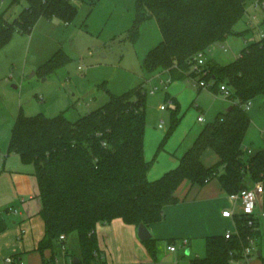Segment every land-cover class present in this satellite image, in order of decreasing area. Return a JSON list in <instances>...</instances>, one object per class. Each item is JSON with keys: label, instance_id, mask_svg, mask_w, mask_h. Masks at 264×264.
<instances>
[{"label": "trees", "instance_id": "16d2710c", "mask_svg": "<svg viewBox=\"0 0 264 264\" xmlns=\"http://www.w3.org/2000/svg\"><path fill=\"white\" fill-rule=\"evenodd\" d=\"M19 1L12 0L10 7ZM246 5L247 0H138L128 39L135 42L141 24L149 18L157 21L162 34V41L144 59L146 70L168 72L172 81L186 76L213 81L216 93L225 84L232 93L229 99L236 102L231 110L206 124L178 166L157 180L148 178L153 162L146 160L144 152V84L122 95L110 93L106 104L76 122L64 112L53 118L42 114L18 116L9 152L35 166L39 215L45 224L37 251L43 257L46 251L53 252L61 236L77 233L81 250L78 264H95L94 253L100 250L98 224L122 219L135 227L141 223L149 227L161 222L164 209L179 202L176 192L185 180L204 186L218 179L229 195L264 181V152L246 158L244 148L251 126L246 104L264 95V39L246 44L240 56L228 64L211 60L201 73L192 70L199 52H207L235 33V25L246 14ZM76 13L71 0H27L13 22L7 18V11L0 12V49L10 42L15 29L29 34L41 17H59L68 23ZM67 61L68 56L59 50L42 67L43 73L54 72ZM178 111L176 106L163 143L179 123ZM208 149L219 158L211 167L202 161ZM236 225L237 233L230 239L207 237L206 255L194 258L191 264H233V260H240L250 239L256 241L260 231L257 219V230L242 216L236 217ZM6 230L0 211V235ZM143 243L157 264L159 240L152 237ZM54 257L45 258L43 264Z\"/></svg>", "mask_w": 264, "mask_h": 264}, {"label": "rangeland", "instance_id": "374dc122", "mask_svg": "<svg viewBox=\"0 0 264 264\" xmlns=\"http://www.w3.org/2000/svg\"><path fill=\"white\" fill-rule=\"evenodd\" d=\"M256 1L247 0L246 10H250ZM11 2L0 0V12L7 11V18L13 22L27 6V0H20L10 7ZM71 3L77 13L68 23L59 17H41L29 34L15 29L10 42L0 49V172L3 167L6 170L0 183V209L6 212L12 208L33 217V231L26 238L28 247L33 244V236L35 242L43 229L36 215L41 200L39 197L31 200L29 194L22 191L19 197L21 183L16 182V187L13 180L20 174L23 186L30 189L33 187L31 180L35 179L38 190L34 164L24 163L18 154L9 152L18 116L42 114L53 118L64 112L71 122H76L106 104L110 93L122 95L144 84L147 91L144 152L145 158L153 162L152 167L157 168L176 162L200 130L214 121L228 103L220 92L192 85L188 76L172 81L166 72L149 73L146 70L144 59L162 41V34L157 21L149 18L141 24L137 40L128 39L138 0H71ZM257 13L255 31L259 38V33H264V14L260 10ZM249 17L245 14L235 25L234 34L211 46L206 52L208 60L226 64L238 58L246 41L253 37L246 31ZM59 50L69 61L58 70L44 74L42 67ZM79 66L83 69L79 70ZM154 88L157 90L151 94ZM176 106H179V123L163 143L172 126ZM200 116L205 118L204 122L198 121ZM255 135L256 130L251 128L248 138ZM249 185H252L250 181ZM7 223L6 232L0 236V259L6 257L7 252L16 250L20 243L10 218ZM55 248L60 250V244ZM66 248L71 257L81 256L77 233L69 236ZM202 249L206 255V246ZM46 253L50 254L51 250ZM59 257L62 261L68 258L62 250ZM252 257L258 259L257 253Z\"/></svg>", "mask_w": 264, "mask_h": 264}, {"label": "crops", "instance_id": "0c3cea01", "mask_svg": "<svg viewBox=\"0 0 264 264\" xmlns=\"http://www.w3.org/2000/svg\"><path fill=\"white\" fill-rule=\"evenodd\" d=\"M254 4L251 6L252 11H250L251 9L247 10L246 14L250 16L249 19H247L248 22L253 16H256V19L258 18L257 12L259 9H255ZM256 27L257 26L255 25L254 29H250L248 26L246 31L253 34L252 39L259 40L260 37L256 38ZM261 34L262 32L259 33V35ZM252 39L247 40L246 44L251 43ZM223 49L227 52L224 47ZM234 60L235 59L232 61ZM232 61H229L226 64ZM227 102L225 110H221L219 113H225L231 110L232 106L236 103L229 98H227ZM248 114L251 118V126L249 130L254 128L256 130V135L253 138H248L249 130L247 131L244 139L246 158H249L260 151L264 152V95L251 101ZM196 138L193 140L192 145ZM192 145L182 152V155L177 158L176 162L162 165V167H152L148 174L149 180H157L166 172L176 168L181 157L192 147ZM202 161L206 167H211L219 161V158L213 150L208 149L203 154ZM3 172H6L5 167H3L0 172V176L5 174ZM3 176L0 177V183L3 180ZM21 178L23 177L20 174H16L15 178H13L16 187V182L22 184V186L19 184V189L17 188L19 197L23 192L29 194L31 200L36 197L38 198L39 187L37 190L35 179L31 180L33 187L29 189L27 185L26 188L25 185L23 186ZM262 183L264 185V181H262ZM176 195L179 202L167 206L164 209V219L159 223L149 226L153 237L159 240L157 264H191V261L194 258L205 256L202 248L203 246H206L207 237L224 236L227 231H231L235 234L237 233L236 217L242 212L241 203L239 201H232L229 198V194L222 188L218 179H213L204 186L193 185L185 180L178 188ZM40 210L41 206L39 212ZM227 210L232 211V218L223 217V212ZM0 211L2 212L7 225V219L10 218L11 223L14 225L13 229L16 230V238L20 242L17 244L18 247L16 250H11L5 254L6 257L20 255L26 264H43L45 258L49 259L53 254L59 256L61 246L60 250L59 248H54L53 252L51 251L50 254L45 252L44 257L37 251L39 242L42 240L45 233V224L39 215V212L36 215L40 218L43 229L35 238V242L33 236V244L28 247L26 244V238L30 236L28 234L33 231L35 224L33 217H27L22 212L12 214L4 212L1 209ZM255 216L259 224L260 236L254 243L253 255L257 253L258 259H253L252 257V263L250 262V264H264V193L258 197ZM96 233L99 247L107 255L105 264H155L147 247L143 241L138 238L137 227L134 225L127 224L122 219H115L107 224H98ZM68 239L69 237L66 242ZM170 240H172V242H169ZM185 241L187 242L186 244ZM170 246H175L176 251L169 250ZM181 251L185 253L184 255L186 256H184ZM64 256L65 258L71 257L68 251ZM170 258L172 260H170Z\"/></svg>", "mask_w": 264, "mask_h": 264}, {"label": "built area", "instance_id": "2783aa9c", "mask_svg": "<svg viewBox=\"0 0 264 264\" xmlns=\"http://www.w3.org/2000/svg\"><path fill=\"white\" fill-rule=\"evenodd\" d=\"M254 8L259 9L264 13V0H257L254 4ZM246 13H247V11H246ZM255 19H256V16H253L251 18V20H249L248 26L250 27V29H254ZM263 39H264V33H262L260 35L259 40H263ZM256 41H258V40L252 39L251 42H256ZM193 61H194V66L192 69L193 72L201 73L202 71H204L206 69L205 66L208 63V60L206 58V52H199L194 57ZM82 69H83V67L79 66V70H82ZM190 82L192 85L198 86L201 89L213 90V86H214L213 81H210V82L200 81L198 77H190ZM166 85H167V83H166ZM156 90H157V88H154L151 91V94H154L156 92ZM219 92L222 95H224L226 98H229L232 95L231 91L229 90V88L225 84H222L220 86ZM250 106H251V102L246 104L247 109H249ZM161 109L165 110V106H162ZM198 121L204 122V117L200 116L198 118ZM263 193H264V185L262 182H258L256 184H254L252 187L242 190L238 194L229 195V198L232 201H239L241 203L242 212L239 216L245 217L248 221V225L250 227H254V229H256V230H257V227H255V220L257 218L255 216V209L257 206L258 197H259V195H261ZM6 212L12 213V214L18 213V211L14 210L12 208L7 209ZM222 215L225 218H232L233 217V213L230 210L223 212ZM234 234L235 233H233L231 231H227L224 236L226 239H230ZM66 240H67V238L64 235L61 236L59 239V244L61 246V250L63 251L64 255L67 254ZM186 243L187 242L185 241V244ZM254 243H255V240L250 239L249 246L245 247V249L243 251L242 258L240 260H233L232 263L250 264V262L252 260V256H253ZM169 250L176 251V247L170 246ZM94 255H95V259H96L95 264H105V261L107 259V255L101 249L99 251H95ZM0 264H26V263L20 255L19 256L13 255V256H7V257L0 259ZM48 264H73V257H68L65 261H62L59 256H55L53 259L50 260V262Z\"/></svg>", "mask_w": 264, "mask_h": 264}, {"label": "water", "instance_id": "95a60500", "mask_svg": "<svg viewBox=\"0 0 264 264\" xmlns=\"http://www.w3.org/2000/svg\"><path fill=\"white\" fill-rule=\"evenodd\" d=\"M137 235L141 241H148L153 237L150 228L144 223L139 224L137 227ZM74 261L76 264L79 263V259L77 257L74 259Z\"/></svg>", "mask_w": 264, "mask_h": 264}]
</instances>
